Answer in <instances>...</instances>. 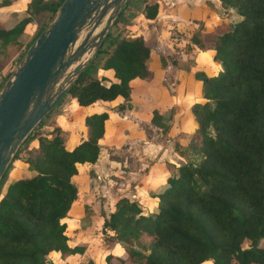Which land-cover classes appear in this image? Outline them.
Masks as SVG:
<instances>
[{"label": "trees", "instance_id": "1", "mask_svg": "<svg viewBox=\"0 0 264 264\" xmlns=\"http://www.w3.org/2000/svg\"><path fill=\"white\" fill-rule=\"evenodd\" d=\"M61 1L26 0L7 23L0 18V87L52 18L33 30L34 16H53ZM216 1L238 20L217 32L198 23L179 46L187 56L211 52L213 68L182 69L179 95L193 96L180 107L182 131H172L175 106L150 112L151 140L171 143L181 163L148 194L147 205L116 199L95 225L99 261L88 257L82 264H264V0ZM10 3L0 0V9ZM157 12L156 0H127L95 56L16 151L0 179V264H57L53 255L65 260L85 251L66 235L77 165L97 160L108 111L123 116L130 109L135 80L158 84L163 99L174 93L153 80L150 66ZM165 30L178 47L174 34L181 31ZM116 98L111 108L82 113ZM83 211L86 217L85 205Z\"/></svg>", "mask_w": 264, "mask_h": 264}, {"label": "water", "instance_id": "2", "mask_svg": "<svg viewBox=\"0 0 264 264\" xmlns=\"http://www.w3.org/2000/svg\"><path fill=\"white\" fill-rule=\"evenodd\" d=\"M127 0H62L0 87V179L16 151L62 99Z\"/></svg>", "mask_w": 264, "mask_h": 264}, {"label": "crops", "instance_id": "3", "mask_svg": "<svg viewBox=\"0 0 264 264\" xmlns=\"http://www.w3.org/2000/svg\"><path fill=\"white\" fill-rule=\"evenodd\" d=\"M11 3L0 9V13L8 18L13 13H18L23 11L26 8L24 1L26 0H10ZM158 3V12L156 18L154 19V23L159 27L162 26V32L165 35L164 37L170 41L172 38L169 37V32H165L164 28L167 27H176L181 32H184V37L180 38L177 42V46H182L186 41V37L197 27L199 22H205V20L211 19L212 9L216 8V0H156ZM10 14V15H9ZM149 21H141V25L147 23ZM161 35V34H160ZM158 35V37L160 36ZM165 42V40H164ZM172 43V42H171ZM184 56L188 57L186 54L181 52ZM192 63L195 64V68L203 67L205 69H213L210 62L211 52H193ZM151 66V65H150ZM155 66V65H154ZM152 67L153 70V80L159 82V76H161L162 72L157 71L156 67ZM193 67V68H194ZM191 68V69H193ZM177 72L174 75V79L176 78V82H174V93L172 97H164L163 89L158 86V84L149 86L146 85L145 82H141L140 80H135L133 83L139 85L138 93L135 96L131 97L130 109H125V114L119 117L116 113L108 111V119L105 122L104 128V138L100 142V150L105 148H114L119 147L120 144H124L126 140H131L130 148H133L134 143H138L145 150H151V155L149 161L144 165L143 168L134 172V176H131L132 182L129 184L126 182L125 187L119 189L118 197L127 196L131 199H136L141 202L143 205H147L148 203V194L154 190L159 184L162 183L163 178L170 171L168 166H171V163H174L173 158L170 160L171 154L175 157V159L180 162L179 157L176 153L171 152L168 148L163 147V145L159 146L158 143L153 142L151 139L149 140V134H147L146 128L139 127L137 122H144L149 127H153L155 131V127L149 122L150 112L152 109L158 110V112L164 113L167 109L172 105L177 108V113L173 116L174 126L172 128L173 134L179 133L181 130V116H179L180 110L183 107H186L187 103L192 99V92H186L185 95H179L180 90H185V84L183 86V79H185L184 75L181 74L182 69L177 68ZM191 71V70H189ZM107 72L99 71L98 75L104 74ZM158 75V78H157ZM186 76V75H185ZM177 77L179 78L177 80ZM146 85V86H145ZM143 86V87H142ZM154 87V89L152 88ZM120 102V98H116V100L110 103H96L94 106L88 108L87 110H82V113L87 112H97L101 108H111L116 103ZM182 107V108H180ZM103 108V109H104ZM126 113L130 114L133 118H130ZM130 118V119H129ZM127 125L126 130H122L124 126ZM177 127V129H176ZM150 129V128H147ZM147 131V132H146ZM150 133V132H149ZM166 134V136L173 135ZM151 136V134H150ZM151 141V142H150ZM169 153L168 158L166 157V153ZM144 155V154H142ZM138 157V156H137ZM172 157V156H171ZM134 160V159H133ZM99 161V154L97 160L93 164H78L77 165V174L73 176V181L77 187V199L73 203L70 212L69 218L65 221L67 222V230L66 235L68 237V243L73 245L75 243H83L85 245V251L81 255H74L72 257H68L65 260H60L58 257L53 255V261L57 264H82L84 263L88 257H92L96 261H99L101 255V249L97 246V242L99 240V236L97 230L95 229V225L92 224L91 221L87 220L84 216L83 206L80 205V201H83V195L81 193L80 175L81 170L87 166H93ZM111 163V161H109ZM146 162V161H143ZM174 163V165H178L179 163ZM141 164V161H139ZM112 166V165H111ZM113 167V166H112ZM139 165L136 162V165L133 169L138 168ZM115 172L112 170V173ZM129 173V172H128ZM122 190V191H121ZM117 197V198H118ZM116 198V199H117ZM115 199V201H116ZM114 201V202H115ZM114 204V203H113ZM113 206V205H112ZM81 207V209H80ZM113 210V208H112ZM109 210V211H112ZM107 211V212H109ZM83 212V214H82ZM95 215H90L92 218H98L96 213L92 211ZM68 220V221H67Z\"/></svg>", "mask_w": 264, "mask_h": 264}, {"label": "rangeland", "instance_id": "4", "mask_svg": "<svg viewBox=\"0 0 264 264\" xmlns=\"http://www.w3.org/2000/svg\"><path fill=\"white\" fill-rule=\"evenodd\" d=\"M44 1L47 2L48 0H44ZM215 2L217 5L215 7L216 9L215 10L212 9L211 11L212 12L211 19L205 20V22H199L200 24H202L205 31L217 32L226 23L228 24V22L231 23L238 20V16H235L234 14L229 13L228 11H223V9H221L218 6V2L217 1ZM2 14L3 13H0V18L3 20V23H7V18H5V16ZM51 17H52V13L50 11H43L35 15L33 18L34 20L33 30L47 23ZM166 29L168 30V27ZM34 32H31L30 34L27 33L22 37L23 47L28 43V40H30L32 33L34 34ZM163 33L164 32L161 31V27H159L156 24H152V29L149 34V37L151 38V40L155 39L157 45L155 49L156 51H154V53L151 54L153 58L151 59L152 62L150 63V65L152 67L155 65L154 67H156V70L159 71V73L160 71L162 72L161 76H159L160 79H158L160 80L159 83H162V85L165 84V86H170L172 87L171 89L173 90L174 86H172L170 82L171 81L174 82L173 78L176 72L178 71L177 68L191 70V68H193L195 64L192 63L193 55L190 54L188 55V57H186L183 54H181L182 51L179 49V46L175 47L174 44L171 43L173 39L168 41L164 37L165 35ZM157 35L160 36L158 37ZM174 35H179V38L184 37V33L182 34L181 32ZM158 54L165 60L164 64H162V62L158 59L157 57ZM14 63L16 64V62H13V66H15ZM152 88L154 89V87ZM124 111L123 114H125ZM126 114L130 118H133L130 114L128 113ZM119 117H121V115ZM137 123L138 125L140 124L139 125L140 128L143 127L146 128L147 131L149 130L148 132L147 131L146 132L147 134H149V140H150L152 135L154 134L153 133L154 128L151 126L149 127L147 124L141 121ZM126 129L127 126H124L122 128V130H126ZM161 138L162 137L157 138L156 143H158L159 146L163 145V147H166L167 150L169 148V150L171 151L172 148L171 143L169 146L167 145V142H165ZM151 154L152 153L150 149L145 150L138 143H134L133 148H130V146H126L125 144L122 143L120 144L119 147H117V149L112 150V148L110 149L105 148L101 150L99 153V161L93 166H87L81 170L80 175L82 176V178H80L79 186L81 187L82 190L81 193L83 195V201L85 203L83 204V202L80 201V205L86 206L87 220L91 221L93 225L99 224V222L101 221V216L105 215L107 211L112 210L113 208L112 205L115 199L118 197V192H120L119 189L124 188L125 185L123 184H125L126 182L131 184L132 182L131 176H134L135 175L134 172L144 167V165L149 161ZM168 155L169 153L167 152L165 158H168ZM171 156H170V160L171 158H173L174 163H177L178 161L175 159V157L172 154ZM109 161H111V163ZM139 161H141V164H139ZM136 162L139 165V167L133 169L134 166L136 165ZM174 163H171L172 165L168 166L169 167L168 169L170 171L174 169L173 167ZM178 163L180 164L181 162ZM112 170H114L115 172L112 173ZM92 211L96 213V216H98V218L91 217L92 215H94ZM88 214H90L91 216Z\"/></svg>", "mask_w": 264, "mask_h": 264}]
</instances>
